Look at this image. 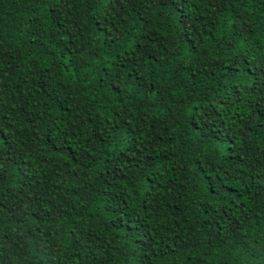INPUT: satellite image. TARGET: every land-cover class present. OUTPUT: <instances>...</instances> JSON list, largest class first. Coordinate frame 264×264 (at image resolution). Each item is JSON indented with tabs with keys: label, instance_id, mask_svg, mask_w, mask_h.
<instances>
[{
	"label": "trees",
	"instance_id": "obj_1",
	"mask_svg": "<svg viewBox=\"0 0 264 264\" xmlns=\"http://www.w3.org/2000/svg\"><path fill=\"white\" fill-rule=\"evenodd\" d=\"M0 264H264V0H0Z\"/></svg>",
	"mask_w": 264,
	"mask_h": 264
}]
</instances>
